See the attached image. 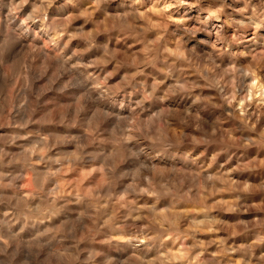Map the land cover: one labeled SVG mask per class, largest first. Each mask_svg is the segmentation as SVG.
Segmentation results:
<instances>
[{"label":"clouds","instance_id":"1","mask_svg":"<svg viewBox=\"0 0 264 264\" xmlns=\"http://www.w3.org/2000/svg\"><path fill=\"white\" fill-rule=\"evenodd\" d=\"M0 264H264V0H0Z\"/></svg>","mask_w":264,"mask_h":264}]
</instances>
